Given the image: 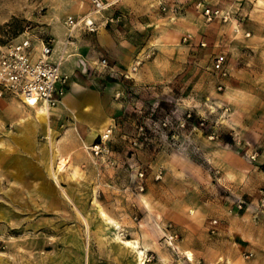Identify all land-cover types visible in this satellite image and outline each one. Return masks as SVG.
Returning <instances> with one entry per match:
<instances>
[{"label": "rangeland", "instance_id": "374dc122", "mask_svg": "<svg viewBox=\"0 0 264 264\" xmlns=\"http://www.w3.org/2000/svg\"><path fill=\"white\" fill-rule=\"evenodd\" d=\"M103 1L95 12L88 0H0V46L26 31L58 41L105 117L71 131L79 121L52 108L45 127L29 105L0 98L3 148L26 123L40 127L18 139L34 176L0 178V264H138L118 233L145 264H264V0ZM207 7L220 14L208 20ZM85 16L97 31L65 44L64 21ZM108 127L110 152L94 156ZM51 150L89 229L50 180Z\"/></svg>", "mask_w": 264, "mask_h": 264}, {"label": "built area", "instance_id": "2783aa9c", "mask_svg": "<svg viewBox=\"0 0 264 264\" xmlns=\"http://www.w3.org/2000/svg\"><path fill=\"white\" fill-rule=\"evenodd\" d=\"M88 1L95 12L106 7L103 0ZM219 14V9H204V16L208 20ZM64 25L68 31L65 44L72 43L69 38L77 30L94 33L98 28L97 23L88 16L81 19L69 17L64 21ZM56 46L57 43L53 39L37 38L27 31L17 40L0 46V95L10 93L30 106L42 105L48 109L57 107L70 90L73 73L65 70V58L62 52L56 54ZM140 64L141 61H136L132 71H136ZM85 65L82 62V66ZM221 65L222 57H217L214 66L221 69ZM99 67L107 69L108 60H99ZM112 134L113 128L108 127L97 135L95 142L89 147L94 156H103L110 152L109 142ZM143 176L141 172L139 177ZM139 189L142 191L143 185L140 184Z\"/></svg>", "mask_w": 264, "mask_h": 264}, {"label": "crops", "instance_id": "0c3cea01", "mask_svg": "<svg viewBox=\"0 0 264 264\" xmlns=\"http://www.w3.org/2000/svg\"><path fill=\"white\" fill-rule=\"evenodd\" d=\"M60 43L64 44V42H60ZM59 47L57 42L56 54L60 52ZM160 80H162V78L160 76H157V78H155L154 81L156 82ZM89 84L90 81H87L85 78L80 77L79 74H73L70 90L64 96L61 103L57 107L53 108L54 110L52 112L54 114L74 115V117L79 121V124L77 122L76 124L71 123L72 124L71 125L72 128L70 129L71 131L78 132L83 129L90 130V128L100 125L102 126V124H104L105 117L101 109L100 96H98L97 93L94 92V89H92L89 86ZM82 96H89L88 101H85V103L88 104L85 105L84 107L80 106L79 102L75 103L73 100L74 97L81 98ZM6 97L18 98L20 100L19 97L12 95L10 93H4L2 96H0V98H6ZM64 104H66L67 107ZM85 109L86 111H83ZM30 125L31 124L26 123V125H24L22 128L23 130H21L22 132L18 133L15 139H10L11 142L8 148L5 147L3 148V146L5 145L3 144V142L5 143V141L0 140V178L19 179V178H24V177L28 178L29 176H34L35 166L33 160H30L28 157L20 156L18 150L19 140L25 139L26 142L28 141L30 142L34 134L36 133V127H39L36 125L34 126L35 129H33V127H31ZM51 131H52L51 126L48 122V134L46 135H49ZM97 135L98 133L95 134L94 139H96ZM46 169H47V163H46ZM50 194H51V187H50Z\"/></svg>", "mask_w": 264, "mask_h": 264}, {"label": "bare ground", "instance_id": "6f19581e", "mask_svg": "<svg viewBox=\"0 0 264 264\" xmlns=\"http://www.w3.org/2000/svg\"><path fill=\"white\" fill-rule=\"evenodd\" d=\"M88 98H89V96H82L81 98L74 97L73 100H74L75 103H78L79 102L80 106L84 107L85 105L88 104V103H85V101H88ZM64 105L66 106V104H64ZM30 107L35 110L34 115H35L36 119L39 120V122L42 125H45L46 124V121L48 119V116L50 114V112H49L50 109H48V108H46V107H44L42 105L30 106ZM53 110L54 109H52V111ZM83 111H86V109L83 110ZM45 127H46V125H45ZM50 145H51V147L54 146V145H52V143H50ZM46 159H47V167H48V172H49L50 180L52 181V178H55V182H54V180L52 181L53 186L56 189H58V188L61 189L62 194L65 197V199L67 201L71 202V204L73 205V207L78 211V213L80 214V216L83 218L84 224L89 229L90 228V223H89V221L86 218L87 216L83 215V213L81 212V210L78 209L76 207V205L73 203L69 191H67L65 189H62L61 186L59 185V183L56 180V177H55V168H54V156H53V151L52 150L50 152V155L49 156L47 155V158ZM47 187L50 189L49 183H48V186ZM99 217L101 219H103V220L104 219L105 220L106 219L109 220V218H107L106 213L103 210H101V209L99 210ZM115 239H117L122 245H124L126 247H129L131 249H134L136 251V253H137L138 264H145V261H144V252L145 251L143 249L139 248V244H138L137 241L136 242H133L131 240L125 239L122 233L115 234ZM188 258H189V260H193V254L192 253H188Z\"/></svg>", "mask_w": 264, "mask_h": 264}]
</instances>
